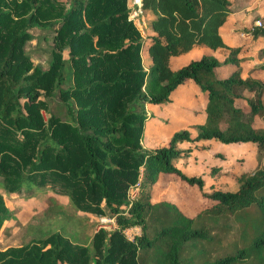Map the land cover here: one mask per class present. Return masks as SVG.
<instances>
[{
	"label": "trees",
	"instance_id": "obj_1",
	"mask_svg": "<svg viewBox=\"0 0 264 264\" xmlns=\"http://www.w3.org/2000/svg\"><path fill=\"white\" fill-rule=\"evenodd\" d=\"M231 6L141 0L152 33L146 43L126 0H0L1 188L63 208L50 190L66 196L73 210L109 214L118 226L98 230L91 247L52 232L0 250V264H264V165L235 175V190L208 193L201 176L176 167L192 151L184 143L253 144L258 163L260 154L264 160V129L255 128L264 116V82L243 77L241 64L249 59L219 33ZM262 23H253V38L264 36ZM34 28L53 31L46 70L25 50ZM194 46L227 55L170 67L171 57ZM257 68L264 70V62ZM186 80L206 95L204 122L192 126L194 134L183 129L167 146L144 149L146 104L168 103ZM162 176L196 188L208 206L187 217L173 202H153ZM12 219L0 192V230ZM223 221H233L239 235L234 251L219 255L206 248L216 243L208 224ZM136 226L141 234L125 238L122 230Z\"/></svg>",
	"mask_w": 264,
	"mask_h": 264
},
{
	"label": "rangeland",
	"instance_id": "obj_2",
	"mask_svg": "<svg viewBox=\"0 0 264 264\" xmlns=\"http://www.w3.org/2000/svg\"><path fill=\"white\" fill-rule=\"evenodd\" d=\"M127 7L129 10V19L138 28L143 38L147 35V15L142 13L134 16V10L129 0ZM232 1H264V0H232ZM250 11V10H249ZM258 17L252 16L248 18L245 25L250 24ZM263 21V20H262ZM32 39L27 42L25 50L29 54L31 61L35 66L41 70H46L48 66L49 52L52 46L51 37L53 35L52 29L38 30L36 28L31 30ZM247 34V32H243ZM241 38L239 43H242L244 38ZM254 53L253 51H249ZM255 54V53H254ZM253 54V55H254ZM264 55V50L258 52ZM66 51L64 57L66 58ZM255 55V56H257ZM222 57L219 56V59ZM244 77L258 79L264 82V71H256L255 69L245 66ZM247 94V93H246ZM248 97H252L248 95ZM155 110L154 112H156ZM151 113V112H149ZM151 115H153L151 113ZM185 116H187L184 113ZM47 115H45V118ZM163 121V122H162ZM160 120V124L155 120H150L145 124L144 131L147 136L150 135L151 144L149 141H141L144 149L146 147L168 145L169 137L177 130L187 129L190 132L193 130L189 128L188 121L175 122V119L166 118ZM146 127V128H145ZM255 128L264 129V116L255 122ZM193 133V132H192ZM148 150V149H147ZM188 158L187 164L184 166L183 173L187 176H201L205 182V191L208 193L210 189L229 190L233 191L237 187L234 183V177L243 170H252L257 165L263 166L264 160L258 163L256 155V146L253 144H234V145H220L216 143H206L203 146L194 149ZM175 177H164L158 183H155L152 189V201L168 200L173 202L187 217L195 216L202 208L208 206L206 198L202 197L199 190L196 188H189L181 182L174 181ZM176 180V179H175ZM131 189L128 192V200L132 201L136 196L137 191ZM47 195H50L59 206L63 208L49 209L48 204L41 199L35 197H27L23 191L21 193L6 192L0 186V192L3 195L7 209L12 213L13 219L6 222L0 230V250H6L11 247H21L31 243V241L42 238L52 232H59L65 237H70V240L91 247L92 238L94 234L102 229L106 232H111L118 229L115 224L108 228H102L100 218L110 217L106 215H94L83 211H76L69 205L68 198L64 195L55 194L50 190H46ZM115 221V219H114ZM210 234L215 240V244H210L206 248L209 252L219 255L231 254L234 251V245L238 242V227L233 221H223L215 226L212 223L208 224ZM135 231L125 235L126 229L122 230L124 237L133 241L136 236L141 234L140 227ZM121 233V234H122ZM76 240V241H75ZM92 251V250H91ZM140 257L148 258L149 256L140 252Z\"/></svg>",
	"mask_w": 264,
	"mask_h": 264
},
{
	"label": "crops",
	"instance_id": "obj_3",
	"mask_svg": "<svg viewBox=\"0 0 264 264\" xmlns=\"http://www.w3.org/2000/svg\"><path fill=\"white\" fill-rule=\"evenodd\" d=\"M230 2H232V6H231L232 13L228 17L224 25L219 29L220 36L224 44L227 47L240 48L241 50L239 54L240 58L249 59L246 62H243L241 64L243 75H244V70L246 68L245 66H250L248 68H251V69L253 68L256 71H260V72L264 71V70H259L257 68L259 64L264 62V55L263 54H260L259 56L257 55L259 51L264 50V36H258L256 38H253L249 32V30L251 29L256 19L252 21L250 24L245 25L248 18L252 16H256L259 19L264 21V1H232L230 0ZM244 31L247 32V34L243 33ZM145 35H147V37L144 38L145 42L147 43L148 38L152 36V33L149 30V28H147V33ZM238 37L244 38L242 43H239L240 40L242 39ZM249 51H253L255 54L250 53ZM203 55L213 56L218 61L222 62L226 58L227 51L226 50L212 51L211 49L206 48V47L194 46L186 54L179 55L176 57H171L169 60V64H170V67L175 70V69L180 68L181 66L186 65L191 60L199 59ZM219 56L222 58L219 59ZM144 57L145 55L143 56V58ZM252 79H255V78H252ZM244 94L247 97L248 95L252 96V94H248V93L247 94L244 93ZM205 105H206L205 93H203L193 83L192 80H186L176 90H174L171 93L168 103L163 104V105L146 104L145 110H146L147 118L145 120L146 121L145 124L148 123L150 120H155L160 124V120L162 121L166 118H172V117L175 119V122L179 120L178 122L183 123L184 122L183 120L185 119L188 121V126L189 128L193 130L192 132L194 134V129L192 128V126L200 125L205 120V112H204ZM155 110L157 111L154 112ZM149 112H151L153 115H151V113ZM184 113L187 116H185ZM177 131H180V129ZM172 135H170L169 140L172 137ZM146 141H149L150 144L152 143L150 135L147 136L146 131H144L143 142H146ZM206 143L219 144L214 141L197 142L195 144L184 143L182 147L183 148L191 147L192 151L186 158H183L182 160H179L178 162H176V167L179 168L183 172L182 169L187 164L188 158L191 155V153L195 151L194 149H197L198 147L203 146ZM146 146L145 148L148 150L158 148L157 146H152V147H146ZM163 146H167V145H162L160 147H163ZM164 177L165 176L160 177L156 183H158ZM175 179L174 181H171V182H176V181L178 182V180L177 179L175 180Z\"/></svg>",
	"mask_w": 264,
	"mask_h": 264
},
{
	"label": "built area",
	"instance_id": "obj_4",
	"mask_svg": "<svg viewBox=\"0 0 264 264\" xmlns=\"http://www.w3.org/2000/svg\"><path fill=\"white\" fill-rule=\"evenodd\" d=\"M129 2L131 3V6L133 7L134 16L142 14V11H141V0H129ZM262 25H263V23H262L261 20H256L254 22V26H256V27H261ZM134 190L137 191V188H135ZM100 224H101V226H103L102 228H108L110 226V224L115 226L116 223L114 221V218L101 217L100 218ZM135 230H136V228H128V229H126L125 235L127 236L128 239H130V237H128V234L133 232V231H135Z\"/></svg>",
	"mask_w": 264,
	"mask_h": 264
}]
</instances>
